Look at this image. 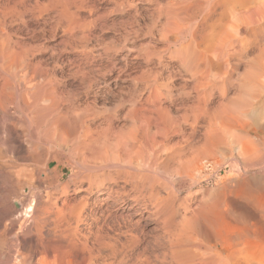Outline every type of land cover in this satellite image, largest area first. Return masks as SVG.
Returning <instances> with one entry per match:
<instances>
[{
  "label": "bare ground",
  "instance_id": "bare-ground-1",
  "mask_svg": "<svg viewBox=\"0 0 264 264\" xmlns=\"http://www.w3.org/2000/svg\"><path fill=\"white\" fill-rule=\"evenodd\" d=\"M66 168L14 263L264 264V0H0V183Z\"/></svg>",
  "mask_w": 264,
  "mask_h": 264
},
{
  "label": "rangeland",
  "instance_id": "rangeland-1",
  "mask_svg": "<svg viewBox=\"0 0 264 264\" xmlns=\"http://www.w3.org/2000/svg\"><path fill=\"white\" fill-rule=\"evenodd\" d=\"M114 16H110L109 17V22L112 20V18H113ZM108 22V23H109ZM50 42V41H49ZM49 42H46V44H48ZM51 43V42H50ZM48 44V45H50V48H51V44ZM41 55V54H40ZM39 55V56H40ZM38 56V57H39ZM60 78V77H59ZM58 78V81L60 80L61 81V83H64L65 84V88L66 89H64L63 91H66V93H76L77 91H80V89H81V87H78L77 85V82L76 83H72V80H71V78H68V79H70V80H68V79H66V77H65V79H63L62 78V80H61V78L59 79ZM40 81H41V79H40ZM63 81V82H62ZM66 82V83H65ZM68 83V84H67ZM72 83V84H71ZM77 84V85H76ZM73 87H72V86ZM77 87H76V86ZM75 86V87H74ZM71 88H73V89H71ZM100 103V104H99ZM102 103V104H101ZM111 103H114V102H110V101H106V102H103V101H97V103H96V107H98V106H101L104 110H108V109H111L112 107H114L115 105H117L116 104V102L114 103V104H111ZM99 104V105H98ZM98 105V106H97ZM101 108V109H102ZM98 109H100L99 107H98ZM25 159H22V160H18L17 162H13V166H14V168H17V169H23V170H21L22 172V174L24 175V174H28V172L30 171V169H34L36 166H34L32 163H34V161L33 160H28L27 161V159L24 161ZM28 163H27V162ZM21 162V163H20ZM26 164V165H25ZM33 166H32V165ZM35 165H37V166H39V167H37V168H40V169H42V166H41V164L43 165L44 164V162H42V161H40V163H38V162H35L34 163ZM39 164V165H38ZM16 165V166H15ZM19 165V166H18ZM31 165V166H30ZM41 166V167H40ZM26 167V168H25ZM25 168V169H24ZM76 174H78L77 173V171L76 170H73V171H70L69 169H65V171H64V174H63V177H62V179L59 181V182H57V181H55V180H51V176L48 174V175H46V177L44 178L45 180L43 181V183L41 184L42 186H39L40 184H36V186L34 187V182H26V181H24L21 185H20V188H19V191H20V193H22V194H24L23 196H27V198H26V200L27 201H25L24 203H26V204H23V202H18V201H20L19 199H21L20 197L18 198V196L16 195V196H13V195H15L14 194V186L11 184V183H7V184H5L7 181H4V184H5V186H6V188H5V186H2V190L0 189V203H7V202H9V203H7V204H9L8 206L10 207V205L12 206V204H13V207H15V209H16V214L17 215H19L18 213H19V210L21 209V210H23V207H25L26 205H27V203H29V201H31V199H32V196H34V195H40L39 197H43V201H47L48 199H49V197H53V196H57V191L58 190H56V189H60L61 187H62V184H63V186L64 185H66L73 177L72 176H74V175H76ZM50 176V177H49ZM70 176L72 177L71 179H70ZM53 181V182H52ZM68 181V182H67ZM212 182H213V180H212ZM30 183H32V185L30 186ZM55 183V184H54ZM59 183V184H58ZM3 183H0V186L1 185H4ZM9 184V185H8ZM12 186V189H11V187H9V186ZM60 185V186H59ZM205 187L206 186H208V185H204ZM7 187H8V189H9V191L10 192H12L13 193V195L11 194V195H8V193H10V192H8V189H7ZM30 187H32V189L30 188ZM208 187H212V186H208ZM5 188V189H4ZM29 188V189H28ZM27 189L28 190H32L33 192H34V189L36 190L34 193L33 192H31V190L30 191H28V193H26L27 192ZM6 190V191H5ZM43 190V191H42ZM196 190H199V188H197ZM5 192H8V193H5ZM49 192V193H48ZM54 192V193H53ZM31 193L33 194L32 196H31ZM38 193V194H37ZM49 195V194H51V196L49 195H47V194ZM6 194H7V196H6ZM30 194V195H29ZM41 194H42V196H41ZM56 194V195H55ZM1 196H3V198H1ZM8 196H10L11 197V199H7V197ZM12 196L14 197V199L12 198ZM46 196H48V197H46ZM5 197V198H4ZM31 197V198H30ZM9 198V197H8ZM15 198H16V201H12V200H15ZM46 198V199H45ZM8 201H7V200ZM2 201V202H1ZM5 201V202H4ZM7 201V202H6ZM10 201H11V203H10ZM5 204H0V215L1 216H3V214H4V212L6 211V209H8L9 207L7 206V204L5 205ZM2 205H4V206H2ZM23 206V207H22ZM2 207H4L5 208V210L4 209H1ZM22 207V208H21ZM3 210H4V212H3ZM16 214H13V216L12 217H14L15 218V220H16V218H17V215ZM1 216H0V264H5V262L7 261V264H16L17 262H18V264H22V259L23 258H25V257H27L28 255H30L29 253H31L30 252V249H27V247H23V248H21L18 252H19V254L22 252V259H18V261L17 262H13V260H10L9 259V257L10 256H12L13 254H15L14 252H15V250L14 249H12L11 247H12V245H13V240L15 239V237H16V234L18 233H20V231H21V226L19 227V225L17 224L15 227H17V229H15V227L12 229V230H9V232H6V226H7V228H8V226L10 225L9 223V221H8V219H7V221L9 222H7V221H5L3 218H1ZM9 224V225H7V224ZM4 227V228H3ZM15 229V230H14ZM20 230V231H19ZM18 231V232H17ZM13 232V233H12ZM25 248V249H24ZM114 248H117L118 249V247H114ZM114 248H113V251L111 252V251H109V250H107V252H105V251H103L102 252V257L104 256L105 257V259H107L108 258V256L109 255H112L111 253H113V252H116L115 250H117V249H115L114 250ZM22 249H24V250H22ZM29 250V251H28ZM119 250V252H121V250L120 249H118ZM14 251V252H13ZM111 252V253H110ZM160 252H162V253H165L164 251H152V252H150L149 253V257H150V263H152V264H158L159 262V264H170V263H165V262H169V261H166V260H168L167 258L165 259V258H163V256H162V258H160L161 257V253ZM4 253V254H3ZM108 253V254H107ZM153 253V254H152ZM105 254H107V255H105ZM116 255H118L117 253H115ZM114 253H113V255H115ZM121 254H122V256H121ZM121 254H119V256H115L114 258H113V256H111V258H112V260H111V258H110V256H109V262H111V263H109V262H107L108 261V259L107 260H105L104 258H103V260H102V258L100 259V261L98 260V258H96V259H90L91 260V263L90 264H93L94 262H95V260H96V262L94 263V264H116V262H117V264H122V263H125V264H138L139 262H141V261H135L134 259H133V261H135V262H138V263H134L131 259H129L125 254L123 255V253L121 252ZM155 254L157 255V256H155ZM25 255V256H24ZM151 255V256H150ZM14 256V255H13ZM86 256V255H85ZM107 256V257H106ZM124 256V257H123ZM160 256V257H159ZM87 257V256H86ZM119 257V258H118ZM121 257H122V260H124L123 262H120L121 261ZM155 257H157V258H154ZM159 257V258H158ZM91 258H94L93 257V255H92V257ZM119 260H118V259ZM124 258V259H123ZM128 258V259H127ZM115 259V260H114ZM151 259H153V262H152V260ZM157 259H159V260H157ZM164 259V260H163ZM104 260H105V262H104ZM128 260V261H127ZM160 260H162V261H160ZM19 261H20V263H19ZM126 261V262H125ZM131 261H132V263H131ZM157 261V262H156ZM10 262H12V263H10ZM88 262H90V261H88ZM93 262V263H92ZM100 262V263H99ZM107 262V263H106ZM128 262V263H127ZM156 262V263H155ZM162 262V263H161ZM143 263V262H142ZM142 263H139V264H142ZM87 264H89V263H87ZM144 264V263H143ZM146 264H148V263H146Z\"/></svg>",
  "mask_w": 264,
  "mask_h": 264
}]
</instances>
